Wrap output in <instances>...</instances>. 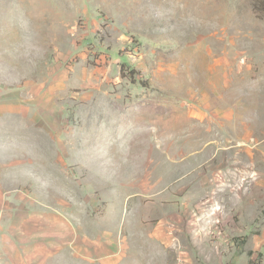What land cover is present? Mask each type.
Wrapping results in <instances>:
<instances>
[{"label":"rangeland","instance_id":"obj_1","mask_svg":"<svg viewBox=\"0 0 264 264\" xmlns=\"http://www.w3.org/2000/svg\"><path fill=\"white\" fill-rule=\"evenodd\" d=\"M0 264H264V0H0Z\"/></svg>","mask_w":264,"mask_h":264}]
</instances>
